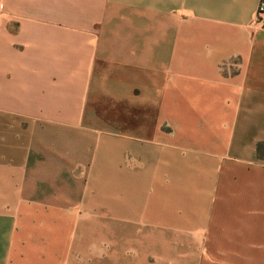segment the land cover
<instances>
[{
  "label": "crops",
  "instance_id": "0c3cea01",
  "mask_svg": "<svg viewBox=\"0 0 264 264\" xmlns=\"http://www.w3.org/2000/svg\"><path fill=\"white\" fill-rule=\"evenodd\" d=\"M258 2L0 0V264H264Z\"/></svg>",
  "mask_w": 264,
  "mask_h": 264
},
{
  "label": "built area",
  "instance_id": "2783aa9c",
  "mask_svg": "<svg viewBox=\"0 0 264 264\" xmlns=\"http://www.w3.org/2000/svg\"><path fill=\"white\" fill-rule=\"evenodd\" d=\"M256 23L264 22V0H259L258 5L256 7V17L254 19Z\"/></svg>",
  "mask_w": 264,
  "mask_h": 264
},
{
  "label": "rangeland",
  "instance_id": "374dc122",
  "mask_svg": "<svg viewBox=\"0 0 264 264\" xmlns=\"http://www.w3.org/2000/svg\"><path fill=\"white\" fill-rule=\"evenodd\" d=\"M234 253H232V255H233Z\"/></svg>",
  "mask_w": 264,
  "mask_h": 264
}]
</instances>
